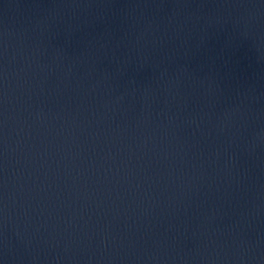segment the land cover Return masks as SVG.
<instances>
[{"label":"water","instance_id":"water-1","mask_svg":"<svg viewBox=\"0 0 264 264\" xmlns=\"http://www.w3.org/2000/svg\"><path fill=\"white\" fill-rule=\"evenodd\" d=\"M0 264H264V0H0Z\"/></svg>","mask_w":264,"mask_h":264}]
</instances>
